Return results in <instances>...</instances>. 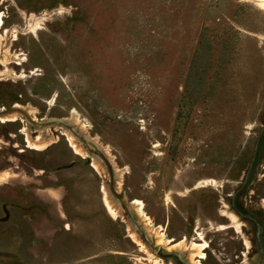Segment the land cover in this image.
<instances>
[{"label":"rangeland","instance_id":"1","mask_svg":"<svg viewBox=\"0 0 264 264\" xmlns=\"http://www.w3.org/2000/svg\"><path fill=\"white\" fill-rule=\"evenodd\" d=\"M12 110L0 264H264V0H0Z\"/></svg>","mask_w":264,"mask_h":264},{"label":"bare ground","instance_id":"2","mask_svg":"<svg viewBox=\"0 0 264 264\" xmlns=\"http://www.w3.org/2000/svg\"><path fill=\"white\" fill-rule=\"evenodd\" d=\"M18 112H19L18 110H16V111L12 110V111H8V112L0 114V122L14 121V120L18 119L19 118L17 116ZM20 119H21V121L23 120L22 117H20ZM46 127H48V126H45V128ZM24 134H25V139L31 148L36 149V150H40L43 148L44 145H42L43 142H42V136L41 135L37 134L35 136H31V134L29 133V128L27 126L24 129ZM63 134L66 136V139L68 140L70 147L73 149V151L75 153H80V151H82V149L84 150L83 145H81L80 141L77 139L78 137L72 128L66 127L63 131ZM92 166L95 169H97L98 168L97 162L93 161ZM117 184L119 185L118 181L115 182V186H117ZM250 193H252V191H250ZM105 202L107 203V206H109V207L111 206L108 199H105ZM136 209H137L136 214L138 215V218H140L141 220L145 219V222H147V217H146V215H143V212L140 210L139 205H136ZM108 210H109V208H108ZM110 211H111V208H110ZM199 246H201V245H199ZM197 264H199V263H197Z\"/></svg>","mask_w":264,"mask_h":264},{"label":"water","instance_id":"3","mask_svg":"<svg viewBox=\"0 0 264 264\" xmlns=\"http://www.w3.org/2000/svg\"><path fill=\"white\" fill-rule=\"evenodd\" d=\"M4 112H8V111H4ZM39 124H42V122H39ZM44 124H47V125H58V126H67V124L62 119H49V120L45 121ZM109 170H110V176L112 178L113 177L112 176V170L110 168H109ZM125 207L129 211L128 205L126 206V204H125Z\"/></svg>","mask_w":264,"mask_h":264}]
</instances>
